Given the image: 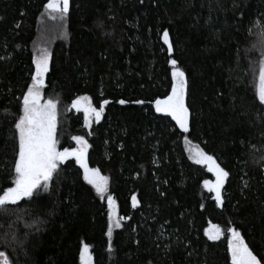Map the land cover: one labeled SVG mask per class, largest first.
Listing matches in <instances>:
<instances>
[{"label": "trees", "instance_id": "1", "mask_svg": "<svg viewBox=\"0 0 264 264\" xmlns=\"http://www.w3.org/2000/svg\"><path fill=\"white\" fill-rule=\"evenodd\" d=\"M48 2L0 0V194L12 186L14 123L44 39L51 60L43 96L64 111L58 148H75L77 135L88 141L89 167L108 177L121 227L110 252L107 199L70 159L48 191L9 206L20 211H0V251L10 264H81L83 244L93 264H230L229 228L264 256V0H69L58 21ZM172 58L188 80V134L150 103L170 94ZM80 96L97 108L110 101L90 127L71 107ZM185 136L229 172L223 207L204 189L214 177L193 163ZM211 225L224 233L216 241L205 235Z\"/></svg>", "mask_w": 264, "mask_h": 264}, {"label": "snow or ice", "instance_id": "2", "mask_svg": "<svg viewBox=\"0 0 264 264\" xmlns=\"http://www.w3.org/2000/svg\"><path fill=\"white\" fill-rule=\"evenodd\" d=\"M143 2V0H141ZM46 8L51 13H59L60 17H65L69 12V0H49ZM53 19L56 17L53 16ZM261 35H264V25H261ZM162 41L167 45V52L171 57L174 48L170 40V33L167 29L162 32ZM51 55L46 48H42L39 54L33 59L35 66L34 74L31 75V84L27 87L22 96L20 115L15 120L16 158L13 164L14 178L12 186L7 187L0 194V211H20L10 209L9 206L18 205L21 201L34 199L41 194V190L48 191L55 176L60 171V165L70 159H74L79 168L83 170V179L101 197H106L108 205L107 236L109 237V251L111 248V238L113 228H120V218L116 215V201L108 192V177L101 175L98 168H90L87 160L88 141L83 136L77 135L73 139L77 147L73 149L64 148L59 150L57 139L58 111L57 102L52 99L43 100V88L45 86V76L49 72ZM171 66V91L164 98L154 100V109L158 114L170 117L179 131L184 134L190 132V105L186 103L188 94V80L185 71L178 66V61L174 58L169 61ZM257 98L260 105H264V61H261L259 68V87ZM43 101V102H42ZM132 103L143 105L144 100L131 101ZM110 101L103 100L99 107L93 106L88 96H80L72 101L71 107L78 112L83 111L85 125L90 127L94 120L98 123L103 114L105 106ZM120 105H125L129 101L120 99ZM91 134V133H90ZM186 145L193 163L206 167L207 171L215 177V181L205 179L203 187L208 193L214 194L216 205L223 207L222 189L225 181L229 177L226 171L218 162L214 155L208 154L204 150L190 146L191 142L185 136ZM264 170V169H262ZM245 187L247 182L245 181ZM163 196L164 193L161 192ZM133 208L137 207V197H131ZM203 207V206H202ZM19 218V217H18ZM39 228H37V231ZM227 251L230 255V264H264V256L254 254V250L245 242V238L236 228L227 229ZM223 232L220 227L213 226L205 231L208 240L216 241L221 238ZM13 238L14 234H13ZM79 259L81 264H91L89 246L83 244ZM0 264H10L8 256L0 251Z\"/></svg>", "mask_w": 264, "mask_h": 264}, {"label": "rangeland", "instance_id": "3", "mask_svg": "<svg viewBox=\"0 0 264 264\" xmlns=\"http://www.w3.org/2000/svg\"><path fill=\"white\" fill-rule=\"evenodd\" d=\"M55 17H57V19H56V21H58V19H59V17H58V13H52ZM53 15H52V17H53ZM53 19V18H52ZM42 48H46L47 50H48V52L50 53V50L48 49V47L45 45V42H44V39H40L37 43H36V45H35V53H34V58L39 54V51H40V49H42ZM264 61V60H263ZM258 87H259V80H258ZM43 100H47V99H44V96H43ZM43 102V101H42ZM56 102V101H55ZM74 109V108H73ZM75 110V109H74ZM57 111H58V116H57V120H58V125H57V129H58V127H59V123H60V120L63 118V116H64V111H61L60 110V108H59V104H58V102H57ZM77 111V110H76ZM82 113H83V111H81ZM84 114V113H83ZM94 122V118H93V120H92V122H91V125H92V123ZM86 140V139H85ZM75 145H76V143H75ZM194 150L196 149V148H199L197 145H195V144H193V143H191V145H190ZM75 147H77V145L75 146ZM186 148H187V152H188V154H189V156H190V153H189V151H188V148H189V145H186ZM200 149V148H199ZM88 151H89V148H88ZM102 175V174H101ZM214 177V176H213ZM213 182L215 181V177L213 178V180H212ZM43 190H41V192H42ZM108 191H109V180H108ZM102 199H106V197H104V198H102ZM117 216L119 217V214H118V205H117V203H116V215H114L113 216V220H115L116 218H117ZM214 225H211L209 228H208V230L209 229H211L212 227H213ZM116 229H118V228H113V232H114V230H116ZM224 234V233H223ZM223 234H222V236H223ZM89 251H90V248H89ZM90 256H91V264H93V257H92V255H91V252H90Z\"/></svg>", "mask_w": 264, "mask_h": 264}, {"label": "water", "instance_id": "4", "mask_svg": "<svg viewBox=\"0 0 264 264\" xmlns=\"http://www.w3.org/2000/svg\"><path fill=\"white\" fill-rule=\"evenodd\" d=\"M75 111H76V109H75Z\"/></svg>", "mask_w": 264, "mask_h": 264}]
</instances>
